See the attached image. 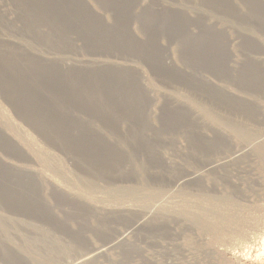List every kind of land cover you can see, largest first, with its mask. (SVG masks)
I'll return each mask as SVG.
<instances>
[{"label":"rangeland","instance_id":"374dc122","mask_svg":"<svg viewBox=\"0 0 264 264\" xmlns=\"http://www.w3.org/2000/svg\"><path fill=\"white\" fill-rule=\"evenodd\" d=\"M0 264H264V0H0Z\"/></svg>","mask_w":264,"mask_h":264}]
</instances>
